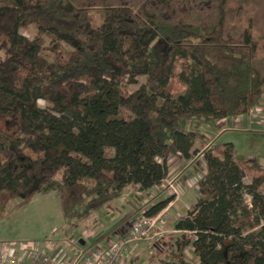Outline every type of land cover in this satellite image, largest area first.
Here are the masks:
<instances>
[{"label":"trees","instance_id":"1","mask_svg":"<svg viewBox=\"0 0 264 264\" xmlns=\"http://www.w3.org/2000/svg\"><path fill=\"white\" fill-rule=\"evenodd\" d=\"M263 92L264 0H0V114L19 120L0 132V219L50 192L67 223L128 186L148 195L171 157L208 143L182 123L247 115ZM202 161L196 200L159 249L167 264H193L188 249L195 264H264V170L231 142Z\"/></svg>","mask_w":264,"mask_h":264},{"label":"rangeland","instance_id":"2","mask_svg":"<svg viewBox=\"0 0 264 264\" xmlns=\"http://www.w3.org/2000/svg\"><path fill=\"white\" fill-rule=\"evenodd\" d=\"M20 33L28 39H33L35 36L33 26L20 29ZM143 81L144 78H139L137 85L127 86L124 89L125 94H130L136 90ZM38 105L41 108H49L43 101H38ZM254 113H256L257 116L250 117V115ZM247 116L249 119L241 124H236L234 123V119H229L223 122L210 123L208 125L184 122L181 124V127L187 130L199 129L203 135L205 134V136L208 137V143L206 145H203L201 142H197L195 145L196 150L202 153V155L203 152L213 144L231 142L234 145L236 157L239 162L264 170V92L261 102L256 108L252 109ZM244 117L246 118V116ZM0 132L17 135L19 132L18 116L0 114ZM220 134L223 135L221 136ZM197 158H200V156L195 157V159L193 158V162H191V166H195L197 176L195 177L194 174H192V178H188V181H183L181 183L182 185H179L187 189V194L194 193L195 189L193 190V188L195 187V183L201 177V174H203L202 169H204V164L202 160H197ZM172 159V157L169 159V163L172 165L170 167L171 174L166 182L171 180L173 184H179L180 179L174 176L175 170L173 169L178 161ZM255 173H257L256 170L247 169L245 171L244 182L249 183L251 176ZM166 182L164 181L165 185ZM161 186L163 187V185ZM167 191L168 190H161L158 192V190H155L150 194L147 193L148 195L139 194L138 192L124 194L123 192L118 199L105 205L98 211L93 212L86 219L74 220L69 223H67L61 215L59 198L56 192H50L46 195L39 194L34 197L27 207L23 209H14L9 212L8 216L0 219V243L15 247L21 244L27 247H38L40 243L48 241L49 239H53L52 241H54L62 235L68 240H75V245H79L81 240H84L86 245H89L92 241L97 243L103 236H110L118 232L126 223L141 217L143 211L148 208L151 203L158 201L160 196H162V199L167 198V196H169ZM177 191L178 194L175 196H180V190L177 189ZM261 191L264 193V185ZM186 202L189 201L186 200ZM246 202H249L248 197H246ZM122 205L123 207L121 208ZM138 208L142 209L136 210ZM133 210L136 211L132 212ZM183 211L187 212L185 207H182V209L178 208L177 212L164 211L161 213L163 214L162 217H166V235L164 240L158 246H155L156 249H158L156 251L151 244H140L135 251V253L140 254L135 263H168L167 251L160 253L159 249L165 247L171 237L176 234L174 233L172 221ZM124 213L126 216H124ZM53 230L56 232L54 231L53 233ZM90 237H92V239H89ZM150 250H154V252H150Z\"/></svg>","mask_w":264,"mask_h":264},{"label":"built area","instance_id":"3","mask_svg":"<svg viewBox=\"0 0 264 264\" xmlns=\"http://www.w3.org/2000/svg\"><path fill=\"white\" fill-rule=\"evenodd\" d=\"M255 116H257L256 113L250 115V117ZM161 185L156 187L155 190H168L169 195L178 194V183L173 184L170 180L166 182V185L164 182ZM195 187H197L196 183ZM161 213L154 217L142 215L126 223L115 233L116 238L110 241L106 248H99L95 245V247L92 246L86 249L78 245L71 246L69 257L58 264H130L133 258L137 256L135 251L140 244L146 243L155 247L164 240L166 217H162L163 214ZM45 245L47 251L40 252L36 246L27 247L21 244L15 247L0 243V264H55L51 261V255L47 252L62 250L63 243L48 240Z\"/></svg>","mask_w":264,"mask_h":264},{"label":"crops","instance_id":"4","mask_svg":"<svg viewBox=\"0 0 264 264\" xmlns=\"http://www.w3.org/2000/svg\"><path fill=\"white\" fill-rule=\"evenodd\" d=\"M244 116H246V118L244 117ZM232 119H234V121H235V123L236 124H238V123H243V122H245L247 119H249V117L247 116V115H242V116H239V117H236V118H232ZM206 125H208V124H206ZM221 136L223 135V134H220ZM197 143H195V145H196ZM194 145V146H195ZM197 156H200V158H197V160H202V153H198L195 157H197ZM195 157H194V159H195ZM173 159H175L176 161H178V163H177V165H175L174 166V170H175V174H174V176H176V178H179L180 180H179V184L178 185H182L181 183L183 182V181H188V178H192V174H194V176L196 177L197 176V174H196V172H195V166H191V162H193L192 160H193V158L192 159H190V160H185V159H183L180 155H176V156H174V157H172ZM172 159V160H173ZM174 162V161H173ZM173 162H171V163H173ZM202 163H203V161H202ZM196 164V163H195ZM172 165H170V163H169V173H168V176L166 177V179L165 180H167V178L170 176V174H171V169H170V167H171ZM203 171V174H204V172H205V168L204 169H202ZM201 176H202V174H201ZM164 180V181H165ZM163 181V182H164ZM155 189L156 188H153V189H151V192H153V191H155ZM195 189V190H194ZM179 190H180V196L178 195V196H175L174 197V200L172 201V202H170L169 204H168V206L163 210V211H161V212H164V211H170V212H177V209L179 208V209H182V207H185V209L187 210L188 208H189V206L190 205H192L194 202H195V200H196V196H197V187H194L193 188V190H194V193H192V194H187L188 193V191H187V189L185 188V187H181V186H179ZM123 192H124V194L126 193V194H128V193H130V192H133V193H137V188H136V186H128V187H126L124 190H123ZM122 192V193H123ZM159 192V191H158ZM185 194H187V195H185ZM149 193V192H148ZM184 194V195H183ZM187 196H191L190 198L189 197H187ZM162 196H160L159 197V199L161 198ZM168 197V196H167ZM34 199V198H33ZM32 199V200H33ZM162 199V198H161ZM186 200H188L189 202H186ZM188 203V204H187ZM153 203H151V205H152ZM150 205V206H151ZM59 206H60V204H59ZM123 207V205L121 206V208ZM125 207H127V206H125ZM140 209H142V208H140ZM139 208L138 209H136V210H140ZM136 210H133L132 212H134V211H136ZM131 212V213H132ZM125 213H126V211H125ZM125 213H124V216H126L125 215ZM179 213V212H178ZM177 213V214H178ZM185 213H186V211H183L182 213H180V214H178L177 215V218L174 220V221H172V225H174L175 224V222L178 220V219H180V218H182L184 215H185ZM54 231L55 230H53V233H54ZM56 232V231H55ZM121 232H122V230H121ZM120 232V233H121ZM102 233V232H101ZM174 233H176L175 231H174ZM118 236H119V234H118ZM117 236V237H118ZM114 238H116L115 237V233L114 234H112V235H108V236H103L102 238H100V240L97 242V243H94L93 241L89 244V245H86L85 244V241L84 240H81L80 241V243H79V245L78 246H80V247H83L84 249H86V248H90V247H92V246H96V247H99V248H106L108 245H109V243H110V241H112ZM89 239H92V237H90ZM49 240H53V239H49ZM91 241V240H90ZM45 242L46 241H44L43 243H40V245L38 246V250L40 251V252H42V251H47V247H46V245H45ZM53 242H62L63 243V249L62 250H52V251H49V252H47V253H49L50 255H51V261L53 262V263H55V264H58V263H60L61 261H63V260H65V259H67L68 257H69V255H70V252H69V248L71 247V246H74L75 245V240H73V239H70V240H68V239H66V238H64L63 237V235L61 236V237H59V238H57V239H55ZM94 246V247H95ZM155 248V251L157 250L156 249V247H154ZM150 252H154V250L152 251V250H150ZM159 252L160 253H162L163 251H161V250H159ZM18 253V252H17ZM140 254H137V256L135 257V258H133V260H132V262L130 263V264H134L135 263V261H136V259H137V257L139 256ZM186 258L189 260V261H191L193 264H195L196 263V259H195V257L192 255V252H191V250L190 249H188V250H186ZM135 264H137V263H135Z\"/></svg>","mask_w":264,"mask_h":264}]
</instances>
